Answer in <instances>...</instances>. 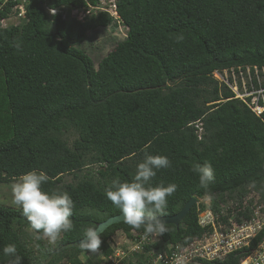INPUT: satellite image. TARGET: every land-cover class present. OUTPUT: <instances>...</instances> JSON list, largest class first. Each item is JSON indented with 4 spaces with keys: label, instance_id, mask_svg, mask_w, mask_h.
<instances>
[{
    "label": "trees",
    "instance_id": "trees-1",
    "mask_svg": "<svg viewBox=\"0 0 264 264\" xmlns=\"http://www.w3.org/2000/svg\"><path fill=\"white\" fill-rule=\"evenodd\" d=\"M0 1V182L42 171L49 177L44 191L67 192L74 202V230L55 246L36 233L28 239L22 209L0 203V264L15 259L3 253L9 244L21 264H36L39 257L44 261L37 264L64 258L84 264L80 255L87 251L77 244L84 229L120 213L105 189L117 178L131 182L145 152L171 161L149 181L177 185L164 216L193 195L210 198L208 205L195 203L178 226L166 224L162 243L186 245L201 236L207 229L200 213L209 207L218 215L225 199L236 197L237 210L250 186L264 202V114H255L213 76L215 70L264 65V0H115L126 37L97 66L81 47L87 31L119 22L107 11L85 22L67 19L62 7L88 9L101 0H27L26 21L8 27L1 20L19 0ZM45 6L62 12L50 14ZM70 131L76 134L71 145ZM208 163L214 179L205 188L192 169ZM70 173L76 181H65ZM252 214L247 206L235 219ZM131 230L123 221L109 226L97 253L110 255L108 239ZM263 239L264 226L249 246L204 263L238 264Z\"/></svg>",
    "mask_w": 264,
    "mask_h": 264
},
{
    "label": "clouds",
    "instance_id": "clouds-1",
    "mask_svg": "<svg viewBox=\"0 0 264 264\" xmlns=\"http://www.w3.org/2000/svg\"><path fill=\"white\" fill-rule=\"evenodd\" d=\"M182 40V35L177 38L178 42ZM170 167L171 161L167 156L145 152V159L138 163L131 182H122L117 178L105 189L107 199L123 214V222L132 229L143 228L146 236H160L169 231L160 217L166 214L167 198L176 191L177 185L172 183L164 186L161 183L151 186L149 181L156 175L155 170ZM192 171L198 174L201 187L207 188L214 179L210 163L204 166L196 165ZM48 180L49 177L42 171L33 170L22 174L11 185V202L22 209L31 231L37 234V239L55 244L63 233L74 230L70 219L74 202L67 192L44 191L42 185ZM101 244L98 227L84 229L83 239L80 240L81 249L97 253ZM16 252V246L13 244L3 248L4 255L15 256L10 264H21V257L16 255Z\"/></svg>",
    "mask_w": 264,
    "mask_h": 264
},
{
    "label": "built area",
    "instance_id": "built-area-1",
    "mask_svg": "<svg viewBox=\"0 0 264 264\" xmlns=\"http://www.w3.org/2000/svg\"><path fill=\"white\" fill-rule=\"evenodd\" d=\"M109 5H112V10ZM90 9L110 12L120 22L115 0H108L107 4L106 0H101L97 6H90ZM49 10L50 14L61 11L53 8ZM213 76L220 85L231 89L234 98L241 99L255 114H264V65L215 70ZM247 206L244 204L237 210ZM250 208L253 211L252 217L242 222L235 219L236 207L232 209L231 214L220 212L218 215L207 208L200 213L199 218L200 225L207 230L186 245L162 243L159 236H146L136 230H131L132 236L121 231L118 237L115 234L108 239L113 251L110 255L101 253V264H206L204 261H222L230 253L249 246L263 228V215L253 206ZM221 215H228L227 220H222ZM153 242H160L162 246L146 249L145 246ZM238 264H264V239L242 257Z\"/></svg>",
    "mask_w": 264,
    "mask_h": 264
},
{
    "label": "rangeland",
    "instance_id": "rangeland-1",
    "mask_svg": "<svg viewBox=\"0 0 264 264\" xmlns=\"http://www.w3.org/2000/svg\"><path fill=\"white\" fill-rule=\"evenodd\" d=\"M27 0H19L18 5L14 6L12 13L7 17L2 19V25L8 27L10 25H21L23 22L26 21V14H25V4ZM0 1V6H1ZM108 0H106V4ZM3 4V3H2ZM49 6H45L46 11L49 10ZM63 9V16L67 19L72 17H76L77 20L81 22L87 21L88 16L92 15L93 13H97L95 9H85L83 7H76V6H64ZM109 9L112 10V5H109ZM60 10V9H59ZM113 12V11H111ZM51 13V12H50ZM127 27L122 23H111L108 26H98V27H91L87 31V38L81 44V47L93 58L96 66L98 65L99 61L111 51L115 45L123 40L126 37ZM76 134L74 131H70L66 134V138L70 145L73 143ZM94 168V167H93ZM86 170L79 172V174L85 173ZM64 179L66 182H74L76 181L74 174H66L64 175ZM15 182V180L10 182H0V203L9 205L12 207H16L12 204V196H11V185ZM237 198V197H236ZM236 198L233 199H225L226 201L221 205V213H227L229 208L234 209L237 205ZM245 200V202H244ZM199 202H204L205 204L210 203V198H200ZM243 205H249L250 207L253 206L255 210H259L264 217V202L262 201L260 194L254 190L252 186L247 188V195L243 198ZM18 208V207H17ZM209 208V207H207ZM35 233L31 231V229L27 230V237L28 239L34 237ZM121 235V231L116 232V236L118 237ZM43 244L46 246H55V244H49L47 240H42ZM30 246L35 247L36 249L37 244L30 240ZM81 260L84 264H101V253H87L83 252L80 255ZM44 259L42 257L38 258V262H43ZM36 263V264H37ZM59 264H69L67 260L64 258Z\"/></svg>",
    "mask_w": 264,
    "mask_h": 264
},
{
    "label": "water",
    "instance_id": "water-1",
    "mask_svg": "<svg viewBox=\"0 0 264 264\" xmlns=\"http://www.w3.org/2000/svg\"><path fill=\"white\" fill-rule=\"evenodd\" d=\"M199 197L197 195H193L185 204L184 206L181 208L180 211H178L177 213L173 214V215H167V216H162L160 217L162 220L165 221L166 224L168 223H172V224H176L177 226L180 224V222L185 218V216L187 215V213L191 210V208L193 207V205L195 203L199 202ZM123 218V214L119 213V214H115L112 216H109L108 218H106L105 220L100 221L99 223H97L96 227H98V231H100V235L112 224L115 223H119L122 222ZM83 239V237L81 238ZM79 239L77 241V244H80V240Z\"/></svg>",
    "mask_w": 264,
    "mask_h": 264
}]
</instances>
